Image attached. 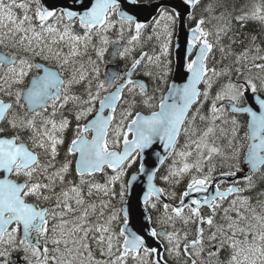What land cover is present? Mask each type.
I'll return each mask as SVG.
<instances>
[{
    "label": "snow or ice",
    "instance_id": "6c2138e0",
    "mask_svg": "<svg viewBox=\"0 0 264 264\" xmlns=\"http://www.w3.org/2000/svg\"><path fill=\"white\" fill-rule=\"evenodd\" d=\"M0 264H264V0H0Z\"/></svg>",
    "mask_w": 264,
    "mask_h": 264
},
{
    "label": "water",
    "instance_id": "95a60500",
    "mask_svg": "<svg viewBox=\"0 0 264 264\" xmlns=\"http://www.w3.org/2000/svg\"><path fill=\"white\" fill-rule=\"evenodd\" d=\"M155 13H153V15H154ZM185 31H186V29H185ZM175 44H176V37H175ZM175 44H174V49H173V61L175 62V60H176V49H175ZM116 67V65L115 64H109L108 66H107V70H112V69H114Z\"/></svg>",
    "mask_w": 264,
    "mask_h": 264
},
{
    "label": "rangeland",
    "instance_id": "374dc122",
    "mask_svg": "<svg viewBox=\"0 0 264 264\" xmlns=\"http://www.w3.org/2000/svg\"><path fill=\"white\" fill-rule=\"evenodd\" d=\"M174 44H175V36L173 37V48H172V59H173V49H174ZM111 51V50H110Z\"/></svg>",
    "mask_w": 264,
    "mask_h": 264
},
{
    "label": "trees",
    "instance_id": "16d2710c",
    "mask_svg": "<svg viewBox=\"0 0 264 264\" xmlns=\"http://www.w3.org/2000/svg\"><path fill=\"white\" fill-rule=\"evenodd\" d=\"M245 2V0H241V3H244ZM134 168H135V166H134ZM177 190V192H179L180 191V189L178 188V189H176Z\"/></svg>",
    "mask_w": 264,
    "mask_h": 264
},
{
    "label": "flooded vegetation",
    "instance_id": "af4514ba",
    "mask_svg": "<svg viewBox=\"0 0 264 264\" xmlns=\"http://www.w3.org/2000/svg\"><path fill=\"white\" fill-rule=\"evenodd\" d=\"M111 50V49H110Z\"/></svg>",
    "mask_w": 264,
    "mask_h": 264
}]
</instances>
